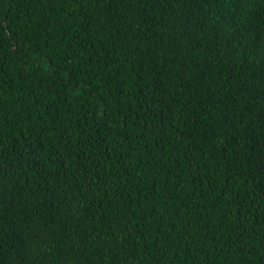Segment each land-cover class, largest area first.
Instances as JSON below:
<instances>
[{"label":"trees","instance_id":"obj_1","mask_svg":"<svg viewBox=\"0 0 264 264\" xmlns=\"http://www.w3.org/2000/svg\"><path fill=\"white\" fill-rule=\"evenodd\" d=\"M0 264H264V0H0Z\"/></svg>","mask_w":264,"mask_h":264}]
</instances>
